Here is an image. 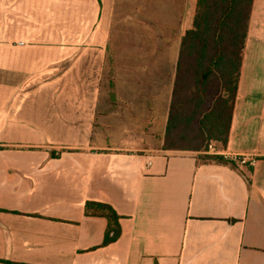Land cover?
Wrapping results in <instances>:
<instances>
[{
  "label": "crops",
  "instance_id": "1",
  "mask_svg": "<svg viewBox=\"0 0 264 264\" xmlns=\"http://www.w3.org/2000/svg\"><path fill=\"white\" fill-rule=\"evenodd\" d=\"M195 7L0 0V264H264V0L221 152L239 172L163 147Z\"/></svg>",
  "mask_w": 264,
  "mask_h": 264
},
{
  "label": "trees",
  "instance_id": "2",
  "mask_svg": "<svg viewBox=\"0 0 264 264\" xmlns=\"http://www.w3.org/2000/svg\"><path fill=\"white\" fill-rule=\"evenodd\" d=\"M251 7L252 0H196L192 27L180 42L165 150L195 152L200 163L239 172L231 159L205 152L210 143L220 152L227 145ZM85 214L106 219L104 245L118 239L119 217L110 206L87 202Z\"/></svg>",
  "mask_w": 264,
  "mask_h": 264
},
{
  "label": "built area",
  "instance_id": "3",
  "mask_svg": "<svg viewBox=\"0 0 264 264\" xmlns=\"http://www.w3.org/2000/svg\"><path fill=\"white\" fill-rule=\"evenodd\" d=\"M205 154H216V155H221V152L219 150L216 149V144L215 143H210L207 146V151L205 152ZM233 162H235L237 164V166L239 165H243L244 161H243V157H237V156H233L230 158Z\"/></svg>",
  "mask_w": 264,
  "mask_h": 264
},
{
  "label": "rangeland",
  "instance_id": "4",
  "mask_svg": "<svg viewBox=\"0 0 264 264\" xmlns=\"http://www.w3.org/2000/svg\"><path fill=\"white\" fill-rule=\"evenodd\" d=\"M60 39V43L61 44H69V45H73V44H77V43H80L81 39L76 37V36H69V37H66L64 39V41L62 40V38H58ZM53 40H55V38H53ZM37 43L36 44H45V38H37ZM66 42V43H65ZM55 43V42H54ZM213 89H215V86L213 85ZM217 146V145H216Z\"/></svg>",
  "mask_w": 264,
  "mask_h": 264
}]
</instances>
